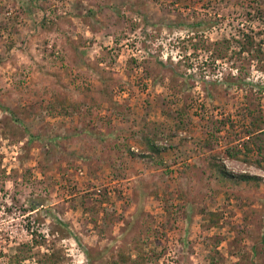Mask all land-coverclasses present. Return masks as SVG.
I'll return each instance as SVG.
<instances>
[{"label": "rangeland", "instance_id": "obj_1", "mask_svg": "<svg viewBox=\"0 0 264 264\" xmlns=\"http://www.w3.org/2000/svg\"><path fill=\"white\" fill-rule=\"evenodd\" d=\"M0 264H264V0H0Z\"/></svg>", "mask_w": 264, "mask_h": 264}, {"label": "trees", "instance_id": "obj_2", "mask_svg": "<svg viewBox=\"0 0 264 264\" xmlns=\"http://www.w3.org/2000/svg\"><path fill=\"white\" fill-rule=\"evenodd\" d=\"M250 117H251V119H252V118H254V115H253V114H251V115H250ZM251 121H252V120H251ZM255 123H256V122H254V121H253V123H252V124L254 125ZM254 132H255V131H254ZM261 132H262V131H261Z\"/></svg>", "mask_w": 264, "mask_h": 264}]
</instances>
